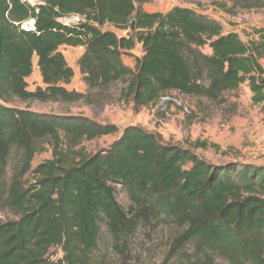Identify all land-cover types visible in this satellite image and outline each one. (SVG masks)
I'll return each instance as SVG.
<instances>
[{
  "label": "trees",
  "instance_id": "1",
  "mask_svg": "<svg viewBox=\"0 0 264 264\" xmlns=\"http://www.w3.org/2000/svg\"><path fill=\"white\" fill-rule=\"evenodd\" d=\"M152 1L0 0V207L11 214L0 220V264H98L104 236L124 255L139 228L153 222L178 229L162 264H264V166L210 164L140 126L126 127L108 149L88 154L84 142L120 129L12 106L88 99L67 89L75 72L61 49L72 47L84 50L77 65L89 90L123 83L122 97L138 108L174 91L221 105L226 93L248 84L264 116V29L244 42L191 8L143 11ZM230 1L264 8L262 0ZM71 16L85 22L60 21ZM28 21H35L34 31L22 28ZM138 44L142 56L132 69L123 58ZM207 47L211 54L203 52ZM35 58L44 87L31 91ZM43 144L52 159L33 169ZM13 150L21 162L9 178ZM119 188L131 201L128 210L119 204ZM54 249L63 258L54 260Z\"/></svg>",
  "mask_w": 264,
  "mask_h": 264
},
{
  "label": "rangeland",
  "instance_id": "2",
  "mask_svg": "<svg viewBox=\"0 0 264 264\" xmlns=\"http://www.w3.org/2000/svg\"><path fill=\"white\" fill-rule=\"evenodd\" d=\"M25 1L36 3V0ZM218 3L226 7L222 8ZM175 7L191 8L213 18L223 26L225 34L237 33L244 42L257 39L256 32L264 29V8H236L230 0H154L145 4L143 11L168 13ZM28 22L24 23L22 28L27 29ZM104 30L115 32L120 37L127 36V32L111 26H106ZM61 51L75 72V78L67 89L85 94L89 96L88 99L77 103L17 100L12 106L38 114L85 116L97 123L116 125L120 129L116 135L84 142L82 148L86 153L95 154L106 150L120 137L126 127L140 126L149 132L159 134L165 143L195 151L210 164L264 166V116L260 108L253 104L248 84L242 85L237 91L226 93L221 105L206 98L190 97L184 100L190 107V114L172 105L163 109L159 101L149 107L138 108L122 97L123 83L109 88L88 89L77 65L83 53L82 48L63 47ZM203 52L211 54L212 51L207 47ZM141 56L142 46L138 44L133 55L124 57L123 62L134 68V58ZM27 81L31 91H35L39 86L44 87L36 58L34 73ZM197 142H206L207 147L196 148ZM43 145L45 149L36 155L32 163L33 169L52 159V149L47 144ZM20 162L21 153L13 150L8 163L9 178ZM27 180L31 181L32 176L28 175ZM117 199L124 209H129L131 201L120 188L117 191ZM9 217L11 214L0 207V220ZM177 234L176 226H166L157 222L143 225L132 237L124 255L111 248L109 237L106 235L95 258L98 264H162ZM51 256L56 260L63 258V253L59 249H54ZM215 264L229 263L218 259Z\"/></svg>",
  "mask_w": 264,
  "mask_h": 264
},
{
  "label": "built area",
  "instance_id": "3",
  "mask_svg": "<svg viewBox=\"0 0 264 264\" xmlns=\"http://www.w3.org/2000/svg\"><path fill=\"white\" fill-rule=\"evenodd\" d=\"M60 21L64 25L71 26L80 24L81 22H85V19L80 16H71L63 18ZM187 99H190V97L180 91H174L163 95L159 100V104L163 109H166L169 105H172L177 108H180L186 114H190V107L187 103L184 102V100Z\"/></svg>",
  "mask_w": 264,
  "mask_h": 264
},
{
  "label": "bare ground",
  "instance_id": "4",
  "mask_svg": "<svg viewBox=\"0 0 264 264\" xmlns=\"http://www.w3.org/2000/svg\"><path fill=\"white\" fill-rule=\"evenodd\" d=\"M27 30H31V29H33L34 28V25H33V21H29L28 23H27Z\"/></svg>",
  "mask_w": 264,
  "mask_h": 264
},
{
  "label": "crops",
  "instance_id": "5",
  "mask_svg": "<svg viewBox=\"0 0 264 264\" xmlns=\"http://www.w3.org/2000/svg\"><path fill=\"white\" fill-rule=\"evenodd\" d=\"M149 13H155V12H149ZM83 51H84V50H83ZM82 54H83V53H82ZM82 54H81V55H82ZM123 61H124V59H123ZM127 66L133 69V66H131V65H127Z\"/></svg>",
  "mask_w": 264,
  "mask_h": 264
},
{
  "label": "water",
  "instance_id": "6",
  "mask_svg": "<svg viewBox=\"0 0 264 264\" xmlns=\"http://www.w3.org/2000/svg\"><path fill=\"white\" fill-rule=\"evenodd\" d=\"M33 25H34V28H33V29H31V30H33V31H34V30H35V21H33Z\"/></svg>",
  "mask_w": 264,
  "mask_h": 264
}]
</instances>
